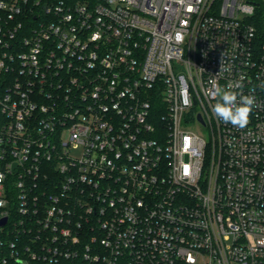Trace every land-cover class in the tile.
Masks as SVG:
<instances>
[{"label": "built area", "instance_id": "2783aa9c", "mask_svg": "<svg viewBox=\"0 0 264 264\" xmlns=\"http://www.w3.org/2000/svg\"><path fill=\"white\" fill-rule=\"evenodd\" d=\"M214 81L255 96L246 128L215 116ZM17 261L264 264V0H0Z\"/></svg>", "mask_w": 264, "mask_h": 264}, {"label": "clouds", "instance_id": "9594fccd", "mask_svg": "<svg viewBox=\"0 0 264 264\" xmlns=\"http://www.w3.org/2000/svg\"><path fill=\"white\" fill-rule=\"evenodd\" d=\"M221 71H227L224 59L221 60ZM240 88H242V84L239 82L230 81L227 86L221 87L214 81L211 95L216 102L212 111L224 123L244 129L249 124L256 98L254 95H244L236 90ZM17 264H23V261H17Z\"/></svg>", "mask_w": 264, "mask_h": 264}, {"label": "water", "instance_id": "95a60500", "mask_svg": "<svg viewBox=\"0 0 264 264\" xmlns=\"http://www.w3.org/2000/svg\"><path fill=\"white\" fill-rule=\"evenodd\" d=\"M201 119V118H200ZM6 223V220H4L3 222H2V224H5Z\"/></svg>", "mask_w": 264, "mask_h": 264}]
</instances>
